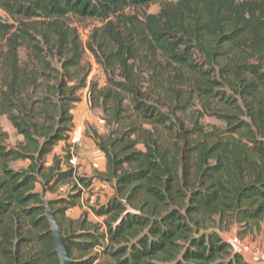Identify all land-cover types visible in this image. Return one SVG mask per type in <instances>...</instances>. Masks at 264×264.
<instances>
[{
  "label": "trees",
  "instance_id": "obj_1",
  "mask_svg": "<svg viewBox=\"0 0 264 264\" xmlns=\"http://www.w3.org/2000/svg\"><path fill=\"white\" fill-rule=\"evenodd\" d=\"M151 4L157 12L139 11ZM0 9V115L22 137L8 146L0 129V264L59 263L46 207L68 237L69 264H253L220 232L264 235V0H0ZM70 17L98 24L82 40ZM87 54L103 84L88 79ZM84 89L107 128L84 131L112 189L89 206L101 222L66 216L94 176L69 164ZM204 115L223 127L205 128Z\"/></svg>",
  "mask_w": 264,
  "mask_h": 264
},
{
  "label": "rangeland",
  "instance_id": "obj_2",
  "mask_svg": "<svg viewBox=\"0 0 264 264\" xmlns=\"http://www.w3.org/2000/svg\"><path fill=\"white\" fill-rule=\"evenodd\" d=\"M159 5L158 4H151L148 7L142 8L139 11H146L148 13H155L158 11ZM0 17L5 18V13L0 9ZM71 24L74 25L80 34V37L82 40H85L87 37L88 31L94 26L98 24V21L95 19H79L76 17H70ZM85 61L91 64V70L88 79H93L96 81H99L100 84H103L104 82V74L101 70V68L94 62V59L87 54L85 57ZM81 101L77 103L73 109V115H74V124H80L82 125L84 131L86 128H96L100 132H105L107 128L104 127L103 123L99 122L100 112L98 110H91L88 107V104L86 102V89L82 90L80 93ZM200 109L198 105H195L193 108H190L188 110V115L190 116H197L196 110ZM184 119H187V116H183ZM199 122L205 127V128H211L214 126L223 127V123L218 121L217 119L210 117V116H202L199 117ZM188 123V122H187ZM190 126V124H187ZM0 129L7 133V138L5 140V144L8 146H13L17 141L21 140V136H19L14 128L11 126L10 122L6 118L5 115H0ZM58 150V148H57ZM74 155L77 157V161H79V171L80 175H87L90 176L93 174L92 182L93 187H91L88 190H84L83 193V206L75 207L73 210H67L66 216L71 218H76L82 211H88V216L90 220L101 222L102 218L95 217L92 212L89 211V206L95 205L96 203L103 202L107 198L108 192L105 188H102L100 186V183L103 182L99 178V176H96L95 172L100 171L99 166H101L104 163V157L100 151H98L95 146L92 144L91 140L88 137H85L83 135V138L77 144L73 149ZM81 161V162H80ZM27 162L25 161H19L12 163V166L14 168H20L23 166H26ZM39 188V186H38ZM54 196V194L46 193L45 199H50ZM90 196H94L93 202L90 204L89 199ZM231 231H236L235 226H231L227 229V231L220 232L222 237H226L227 234L231 233ZM254 237L257 238V241L261 245V247L264 249V235L262 233L253 234ZM106 257L102 254L100 255L98 259V263L105 262Z\"/></svg>",
  "mask_w": 264,
  "mask_h": 264
},
{
  "label": "crops",
  "instance_id": "obj_3",
  "mask_svg": "<svg viewBox=\"0 0 264 264\" xmlns=\"http://www.w3.org/2000/svg\"><path fill=\"white\" fill-rule=\"evenodd\" d=\"M62 144L63 143H59V145L57 146L58 148L57 152L60 151V147L62 146ZM99 168L100 171L104 170V163L101 166H99ZM100 186L102 188H105L106 191L108 192L107 197L112 194V189L108 184H106V182L104 183L101 182ZM73 209L74 208L69 210L71 211ZM224 239L230 242V244L234 247V249L238 251L246 261L253 264H264V249L257 241V238L254 237L253 235L239 238L236 235V231H231V233L227 234V236L224 237Z\"/></svg>",
  "mask_w": 264,
  "mask_h": 264
},
{
  "label": "water",
  "instance_id": "obj_4",
  "mask_svg": "<svg viewBox=\"0 0 264 264\" xmlns=\"http://www.w3.org/2000/svg\"><path fill=\"white\" fill-rule=\"evenodd\" d=\"M45 215H46L48 224L50 226V230L52 232L53 242H54L55 250H56L58 261H59L58 264H69L70 258L68 255L67 245H66V240L68 237H65L61 233L59 226L57 224V221L50 208L46 207Z\"/></svg>",
  "mask_w": 264,
  "mask_h": 264
},
{
  "label": "built area",
  "instance_id": "obj_5",
  "mask_svg": "<svg viewBox=\"0 0 264 264\" xmlns=\"http://www.w3.org/2000/svg\"><path fill=\"white\" fill-rule=\"evenodd\" d=\"M99 122L100 123H103V120L99 119ZM83 135H84V129H83L82 125H80V124H74L72 130L69 133V139H68V141H69V143L71 145V151H70L71 157H70V160H69V164L76 171L78 170L79 161H77V157L74 155L73 149H74V147L77 144H79V142L83 138ZM93 184L94 183H92V185L90 186V188L93 187ZM66 190H67V187L64 186V185L60 186L59 189H58L59 193H61V194H64L66 192ZM93 200H94V196L93 197L90 196V199H89L90 204L93 202Z\"/></svg>",
  "mask_w": 264,
  "mask_h": 264
}]
</instances>
